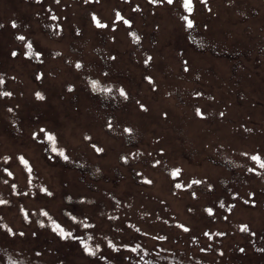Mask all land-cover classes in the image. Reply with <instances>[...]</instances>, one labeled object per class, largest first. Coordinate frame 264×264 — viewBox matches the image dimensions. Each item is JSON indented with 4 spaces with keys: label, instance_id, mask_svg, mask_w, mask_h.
<instances>
[{
    "label": "rangeland",
    "instance_id": "obj_1",
    "mask_svg": "<svg viewBox=\"0 0 264 264\" xmlns=\"http://www.w3.org/2000/svg\"><path fill=\"white\" fill-rule=\"evenodd\" d=\"M0 78V264H264V0H0Z\"/></svg>",
    "mask_w": 264,
    "mask_h": 264
},
{
    "label": "snow or ice",
    "instance_id": "obj_2",
    "mask_svg": "<svg viewBox=\"0 0 264 264\" xmlns=\"http://www.w3.org/2000/svg\"><path fill=\"white\" fill-rule=\"evenodd\" d=\"M152 2H153V3H156V0H152ZM169 3H171V0H169ZM183 6H184L189 12H191V11H192V0H183ZM117 18H118V19H123V17L120 16L119 12H117ZM183 19L186 21V23H187V25H188L189 27L193 24V21H192L191 19H189L188 17H183ZM93 20H95L96 23H97L98 25L100 24V21L96 18L95 14H93ZM124 22H125V23H131V21H127V20H125ZM14 24H15V22H13V25H14ZM20 38L23 39V37H20ZM137 39H138V37H137ZM29 47H31V45H29ZM12 54H13V55H16V52L13 51ZM25 55H29V53H25ZM36 55H37V57H39L40 53H36ZM147 62H148V61H145V63H147ZM77 66L79 67V62H77ZM148 79L151 80V77H149ZM0 83H3L2 78H0ZM93 83L95 84V81H93ZM69 87L71 88L72 86L69 85ZM119 91H120V93H121L122 95H124V96L126 97L127 94H126V92L124 91L123 88H120ZM4 94H5V93L0 92V95H4ZM7 94L10 95V93H7ZM35 95H36L38 98H43L42 93H40V92H37ZM140 107H141V108H144L145 106H144L143 104H141ZM196 111H197L198 114L203 115V113L200 112V109H197ZM42 131H43V130H42ZM126 131H131V129H126ZM33 135L35 136L36 133L34 132ZM46 135H47V138H48L49 140H53V139H54L52 133H47ZM100 150H101V149L97 148V151H100ZM61 154L63 155V150H61ZM65 158H67V157H65ZM252 158H253L254 160H256L258 163H260L261 166H264V160H261V158H260L258 155H254ZM21 159H23V157H21ZM25 162H26V161H25ZM176 174H177V170H173V175H176ZM197 182H198V181H197ZM209 187H212V186L209 185ZM45 191H46V189H45ZM193 195H195V193H193ZM2 202H3V201H0V203H2ZM207 211H208L209 213H211V212L213 211V209H212V208H208ZM44 214L47 215V212H45ZM72 219H76V217L73 216ZM40 223L43 224V221H40ZM51 223H52L54 229L57 230V231L59 232V234H60L61 237L71 236V235H72L71 232H67V231H66V230H65L60 224H58L56 221H51ZM4 227H5V228H8L7 225H4ZM180 227L183 228V227H185V226H184V225H180ZM242 227H245V226L242 225ZM8 231L11 232V229L8 228ZM162 238H163V237H161V239H162ZM76 239H79V238L77 237ZM80 242L84 245V250H85L86 252H89V253H92V252H93V249H92L91 247L88 246V244H87L86 241H80ZM111 243H112V242L109 241V244H111ZM112 246L115 247V245H112ZM96 247L98 248L99 245H96ZM123 247H129V245L125 244V245H123ZM133 250H135V249H133ZM13 264H15V262H13Z\"/></svg>",
    "mask_w": 264,
    "mask_h": 264
}]
</instances>
